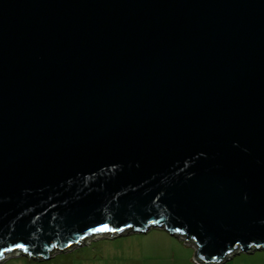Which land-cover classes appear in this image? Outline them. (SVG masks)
I'll return each instance as SVG.
<instances>
[{
	"label": "water",
	"instance_id": "95a60500",
	"mask_svg": "<svg viewBox=\"0 0 264 264\" xmlns=\"http://www.w3.org/2000/svg\"><path fill=\"white\" fill-rule=\"evenodd\" d=\"M151 228L264 249V0H0V258Z\"/></svg>",
	"mask_w": 264,
	"mask_h": 264
},
{
	"label": "rangeland",
	"instance_id": "374dc122",
	"mask_svg": "<svg viewBox=\"0 0 264 264\" xmlns=\"http://www.w3.org/2000/svg\"><path fill=\"white\" fill-rule=\"evenodd\" d=\"M111 236V232L102 233L88 237L82 245H72L63 251L54 249L46 260L26 257L14 250L2 256L0 264H172V253L183 251L185 246L190 247V260L194 259L195 251L190 245L162 229Z\"/></svg>",
	"mask_w": 264,
	"mask_h": 264
},
{
	"label": "crops",
	"instance_id": "0c3cea01",
	"mask_svg": "<svg viewBox=\"0 0 264 264\" xmlns=\"http://www.w3.org/2000/svg\"><path fill=\"white\" fill-rule=\"evenodd\" d=\"M158 229L161 230V228ZM171 237L173 236L171 235ZM171 256L173 257L172 264H193V260H190V247L187 248V246H185L183 251L177 252L175 250ZM222 264H264V249L254 250L250 253H236Z\"/></svg>",
	"mask_w": 264,
	"mask_h": 264
},
{
	"label": "trees",
	"instance_id": "16d2710c",
	"mask_svg": "<svg viewBox=\"0 0 264 264\" xmlns=\"http://www.w3.org/2000/svg\"><path fill=\"white\" fill-rule=\"evenodd\" d=\"M106 233H108V232H106ZM125 233H132V232H128V231H125V232H121V233H112V236L110 237V238H115V237H118V236H121V235H124ZM96 236H98V235H94V237H96ZM181 239V238H180ZM183 240V239H182ZM82 244H84V240L80 243V245H82ZM72 246V245H71ZM23 254V253H22ZM21 254V255H22ZM236 253H234V254H231V256H233V255H235ZM24 256H25V254H23ZM231 256H229V258L231 257ZM26 257H28V256H26ZM228 258V259H229ZM227 259V260H228Z\"/></svg>",
	"mask_w": 264,
	"mask_h": 264
},
{
	"label": "snow or ice",
	"instance_id": "6c2138e0",
	"mask_svg": "<svg viewBox=\"0 0 264 264\" xmlns=\"http://www.w3.org/2000/svg\"><path fill=\"white\" fill-rule=\"evenodd\" d=\"M108 230H111V229H109L107 225H104L100 228L94 229V231H98V232H104V231H108ZM118 230L122 231V229H118ZM18 247H23V245H18Z\"/></svg>",
	"mask_w": 264,
	"mask_h": 264
},
{
	"label": "built area",
	"instance_id": "2783aa9c",
	"mask_svg": "<svg viewBox=\"0 0 264 264\" xmlns=\"http://www.w3.org/2000/svg\"><path fill=\"white\" fill-rule=\"evenodd\" d=\"M193 263H194V264H199V263H197L194 259H193Z\"/></svg>",
	"mask_w": 264,
	"mask_h": 264
},
{
	"label": "clouds",
	"instance_id": "9594fccd",
	"mask_svg": "<svg viewBox=\"0 0 264 264\" xmlns=\"http://www.w3.org/2000/svg\"><path fill=\"white\" fill-rule=\"evenodd\" d=\"M96 235H98V234H96Z\"/></svg>",
	"mask_w": 264,
	"mask_h": 264
},
{
	"label": "bare ground",
	"instance_id": "6f19581e",
	"mask_svg": "<svg viewBox=\"0 0 264 264\" xmlns=\"http://www.w3.org/2000/svg\"><path fill=\"white\" fill-rule=\"evenodd\" d=\"M96 235V234H95Z\"/></svg>",
	"mask_w": 264,
	"mask_h": 264
}]
</instances>
